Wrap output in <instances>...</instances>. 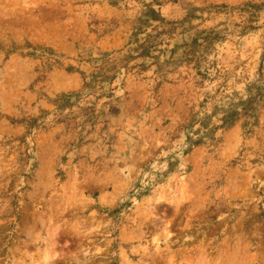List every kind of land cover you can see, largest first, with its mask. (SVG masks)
<instances>
[{
    "label": "rangeland",
    "instance_id": "1",
    "mask_svg": "<svg viewBox=\"0 0 264 264\" xmlns=\"http://www.w3.org/2000/svg\"><path fill=\"white\" fill-rule=\"evenodd\" d=\"M0 264H264V0H0Z\"/></svg>",
    "mask_w": 264,
    "mask_h": 264
}]
</instances>
